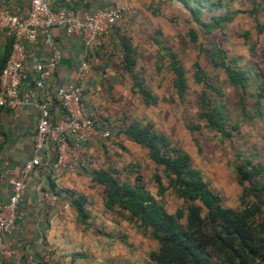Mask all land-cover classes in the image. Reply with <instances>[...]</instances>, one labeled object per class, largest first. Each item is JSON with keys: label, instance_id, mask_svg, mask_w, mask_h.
<instances>
[{"label": "rangeland", "instance_id": "obj_1", "mask_svg": "<svg viewBox=\"0 0 264 264\" xmlns=\"http://www.w3.org/2000/svg\"><path fill=\"white\" fill-rule=\"evenodd\" d=\"M211 1L221 2L211 9L204 8L199 19L181 1L167 0L150 7L148 14L141 15V20L132 24L130 35L138 53L136 69H143L146 83L158 102L145 105L132 91L129 76L124 74L114 93L113 105L108 107L117 116L150 123L157 132L166 134L173 145L190 155L192 166L202 172L223 205L238 208L242 190L250 183L240 182L236 165L246 160L264 165V29H261L264 0ZM223 14L232 15L233 20L212 29L205 27L204 23L214 22L211 16ZM163 47L175 53L186 71L188 88L183 97L173 87V74L168 67L169 60L163 56ZM223 52L229 58H236L248 72L246 89L231 84L224 69L213 62V57L219 62ZM195 62L204 69L210 86L195 82ZM216 88H221L222 93ZM204 92L207 103L224 104L228 136L209 128L202 118L204 108L199 103V95ZM103 144L99 145V168L113 167L119 180L134 181L136 173L132 164L137 163L147 188L163 201L169 213L185 206V200L171 188L163 196L157 195L154 174H160L167 186L168 176L162 166L152 161L146 147L111 135ZM92 187L95 193L91 201L98 205L99 264H151L149 253L158 243L149 228H142L118 206L108 210L104 186Z\"/></svg>", "mask_w": 264, "mask_h": 264}, {"label": "crops", "instance_id": "obj_2", "mask_svg": "<svg viewBox=\"0 0 264 264\" xmlns=\"http://www.w3.org/2000/svg\"><path fill=\"white\" fill-rule=\"evenodd\" d=\"M165 1L167 0H138L112 28L107 39L120 50L121 39L128 37L136 48L130 35L132 24L139 22L141 15L148 14L150 7L159 6ZM123 2L124 0H51L50 4L55 10L66 9L83 19L88 14L112 9ZM30 6V0H0V12L7 11L19 17H26ZM50 34L52 44L46 42L43 34L26 43L25 76L21 94L27 101L16 108H5L0 112V206L9 202L15 179L22 178L26 183L23 198L18 205L15 227L3 235L4 243L11 249L5 264H25L29 255L38 262L47 260L51 264H99V220L96 218L98 205L91 201L95 193L92 185L99 184L93 181L92 172L101 169L97 163L99 145L104 146L107 138L102 132H113L116 127L133 122L125 116H117L109 109L113 105L117 85L124 74L128 73L119 69L103 48H88L80 35L69 34L65 27H54ZM11 45V36L1 31L0 69ZM54 54H57V61L47 79L45 95V92L36 87L37 65L48 63ZM84 61L90 65L91 70L85 79L80 80L78 70ZM129 79L131 81L130 76ZM68 85L82 87L83 101L98 124L97 133L90 136L83 145L90 162L86 166L76 163L73 168L58 166L51 145L47 144L42 153V163L34 171L23 175L24 164L36 155L39 104L44 96L51 98L58 88ZM64 115V110L59 105L51 108L53 122L59 121ZM110 135L115 136L113 133ZM122 136L125 137L123 134L115 137L123 138ZM79 196L84 198V208L88 213L85 222L79 219L73 203Z\"/></svg>", "mask_w": 264, "mask_h": 264}, {"label": "trees", "instance_id": "obj_3", "mask_svg": "<svg viewBox=\"0 0 264 264\" xmlns=\"http://www.w3.org/2000/svg\"><path fill=\"white\" fill-rule=\"evenodd\" d=\"M187 7L195 19L203 9L219 6L211 0H179ZM214 22L204 23L207 29L222 26L233 20L232 15L211 16ZM261 29L264 26L261 25ZM160 35L161 32H159ZM191 35L194 32L191 31ZM156 44L160 41L155 39ZM122 62L116 63L131 78L132 91L137 93L145 105H155L158 97L146 83L143 69H136L138 53L128 37H123L119 46ZM162 48V47H161ZM164 55L169 60L168 67L173 74V87L183 97L187 92L186 71L175 53L165 47ZM11 51V48H10ZM5 58L0 73L4 67ZM213 62L224 69L227 79L235 86L246 89L249 84L248 72L239 65L236 58H229L225 52ZM160 60V59H158ZM196 83L210 81L200 63L193 64ZM218 93L221 88H216ZM206 92L199 95V103L204 108L202 118L209 128L228 136L227 114L224 104L207 103ZM235 127V126H234ZM125 135L130 141L146 147L152 161L162 166L168 176V186L160 174H154L157 195L163 196L171 188L177 196L185 200V206L175 213H169L161 199L147 188L137 163L132 164L136 177L134 181L118 179L117 169L93 170V181L103 185L106 194L105 206L108 210L120 207L129 213V218L150 230L158 246L150 251L151 264H264V165L250 160L236 165L240 182L248 180L250 185L241 193L238 208L223 205L218 194L208 186L202 172L192 166L190 155L173 145L169 137L157 132L150 123L133 121L123 127H116L110 134ZM79 219L85 222L88 213L84 208V198L73 200Z\"/></svg>", "mask_w": 264, "mask_h": 264}, {"label": "built area", "instance_id": "obj_4", "mask_svg": "<svg viewBox=\"0 0 264 264\" xmlns=\"http://www.w3.org/2000/svg\"><path fill=\"white\" fill-rule=\"evenodd\" d=\"M138 0H124L109 10H100L80 19L74 12L66 9H53L51 0H30V11L26 17H19L7 11L0 12V32H7L12 38L11 51L0 73V112L5 108L23 105L27 98L21 94V85L25 76L24 61L26 43L43 34L48 44H52L50 31L54 27H65L69 34H78L83 43L92 49L103 48L116 63H121L123 54L107 35L122 20ZM57 54L48 63H38L36 87L47 93V79L56 65ZM87 62L81 63L78 78L83 80L90 72ZM59 105L64 110V117L57 122L51 120V108ZM39 117L36 126V155L23 167V175L34 171L42 163V153L47 144L55 154L58 166L73 168L76 163L86 166L90 157L84 149V142L97 133L98 124L88 106L83 101L82 87L68 85L57 89L48 98L44 96L39 104ZM102 135L108 137L109 130ZM26 188L25 180L12 182V194L7 204L0 206V264L11 254L3 241V235L11 231L16 224L17 209ZM25 264H51L49 261L38 262L29 255Z\"/></svg>", "mask_w": 264, "mask_h": 264}]
</instances>
